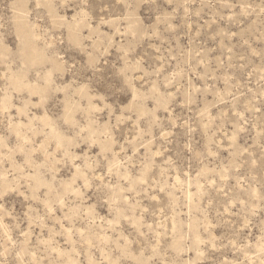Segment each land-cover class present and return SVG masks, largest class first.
<instances>
[{"label": "rangeland", "instance_id": "1", "mask_svg": "<svg viewBox=\"0 0 264 264\" xmlns=\"http://www.w3.org/2000/svg\"><path fill=\"white\" fill-rule=\"evenodd\" d=\"M0 264H264V0H0Z\"/></svg>", "mask_w": 264, "mask_h": 264}]
</instances>
